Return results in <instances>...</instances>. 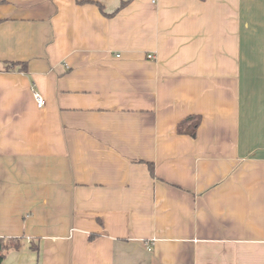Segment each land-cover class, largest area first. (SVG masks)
Returning a JSON list of instances; mask_svg holds the SVG:
<instances>
[{"label":"crops","instance_id":"obj_1","mask_svg":"<svg viewBox=\"0 0 264 264\" xmlns=\"http://www.w3.org/2000/svg\"><path fill=\"white\" fill-rule=\"evenodd\" d=\"M126 1L0 0L2 264H264V0Z\"/></svg>","mask_w":264,"mask_h":264},{"label":"trees","instance_id":"obj_2","mask_svg":"<svg viewBox=\"0 0 264 264\" xmlns=\"http://www.w3.org/2000/svg\"><path fill=\"white\" fill-rule=\"evenodd\" d=\"M129 1L122 0L121 8L125 7ZM14 66H20L19 64H14ZM26 68V65L22 66V70ZM197 123L193 126V131L190 133L194 135L196 133ZM182 129V128H181ZM153 173V172H152ZM22 246L21 241L18 239H0V264H2L6 255L12 250H18Z\"/></svg>","mask_w":264,"mask_h":264},{"label":"built area","instance_id":"obj_3","mask_svg":"<svg viewBox=\"0 0 264 264\" xmlns=\"http://www.w3.org/2000/svg\"><path fill=\"white\" fill-rule=\"evenodd\" d=\"M149 58H153V56H149ZM36 104L39 108H43L46 105V100L43 95L39 92L34 93Z\"/></svg>","mask_w":264,"mask_h":264}]
</instances>
